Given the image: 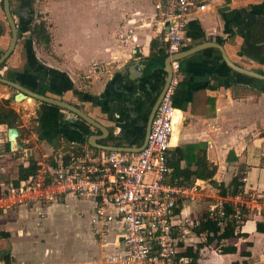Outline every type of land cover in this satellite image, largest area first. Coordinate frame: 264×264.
<instances>
[{
    "label": "crops",
    "instance_id": "crops-1",
    "mask_svg": "<svg viewBox=\"0 0 264 264\" xmlns=\"http://www.w3.org/2000/svg\"><path fill=\"white\" fill-rule=\"evenodd\" d=\"M30 1L24 0V7ZM18 2L9 0L17 24L27 11L26 7L18 10ZM152 2L45 0L44 11L47 17L50 12L55 28L47 50L35 48L24 27L18 29L0 77L31 92L43 89L44 95L76 106L106 128L108 137L95 140L97 145L137 148L165 77L161 60L144 69L150 42L161 46L155 39L159 29L153 24ZM194 4H203L204 9L190 10L179 52L200 47L177 61L172 100L176 123L179 120L167 165L177 162L180 169L193 171L196 159L203 156L215 169L209 179L179 184L200 185L201 198L178 203L175 213L178 220L199 223L211 198L222 190L242 206L244 220L234 231L238 235L218 243H207L197 228H184L183 251L191 249L195 260L182 256L183 264H264V81L235 72L223 61L225 57L238 68L264 76V41L250 36L252 25L264 21V0H194ZM8 36L0 7V56ZM133 61L139 63L141 68L136 69L142 76L130 82L127 76L138 74L128 73L125 66ZM8 89L0 84V100H8L18 115L15 142L21 149L18 155L9 146L6 149L8 128L0 125V189L18 179L19 164L25 168L29 159L37 166H48L64 154L77 152L82 158L108 152L87 144L90 136L99 135L97 129L69 112L38 102L26 112L22 107L28 104H17L15 91ZM176 148L187 155L185 159L174 152ZM233 178L239 186L231 194ZM92 214L91 203L70 195L57 197L46 207L0 212V255L7 256L6 264H113L107 258L123 252L116 238L119 225L113 221L92 226ZM227 248L233 251L226 253Z\"/></svg>",
    "mask_w": 264,
    "mask_h": 264
},
{
    "label": "built area",
    "instance_id": "built-area-1",
    "mask_svg": "<svg viewBox=\"0 0 264 264\" xmlns=\"http://www.w3.org/2000/svg\"><path fill=\"white\" fill-rule=\"evenodd\" d=\"M202 11L194 0H153L155 39L165 45L166 57L179 52L190 10ZM138 69L141 67L138 65ZM177 61L170 62L171 78L161 93L143 145L137 152L108 151L96 156L38 165L36 172L16 185L0 189V212L19 207H46L57 197L72 196L93 206L90 225H119L116 238L123 252L107 258L113 264H183L184 228H197V220H178V203L199 200L201 186L168 181L167 152L177 111L173 107ZM14 152L17 150H13ZM91 158V159H90ZM245 179L242 178L241 182ZM227 192L212 197L206 220L222 230L236 232L243 223L241 205ZM0 264H6L0 255Z\"/></svg>",
    "mask_w": 264,
    "mask_h": 264
},
{
    "label": "trees",
    "instance_id": "trees-1",
    "mask_svg": "<svg viewBox=\"0 0 264 264\" xmlns=\"http://www.w3.org/2000/svg\"><path fill=\"white\" fill-rule=\"evenodd\" d=\"M33 39L40 45H42L43 49L47 50L48 43H49V36L48 33L45 31L44 27L36 26L33 28L32 31ZM250 36L252 40H256L259 42L264 41V21L259 19L255 22L250 30ZM149 56L144 60L145 68L147 71L156 66V60L163 61L166 57L165 54V45L161 43V46L155 41L150 42L149 46ZM2 66V64L0 65ZM8 100H0V125H4L7 128H15L16 123L18 120L17 114L8 106ZM6 149H8V143H5ZM18 151V150H17ZM15 151V153L17 152ZM174 152H177L181 155V158L185 159L187 155L183 153L179 148L174 149ZM80 153L73 152L74 158L78 157ZM71 155L64 154L62 156V162L68 163L69 158ZM168 167L171 168L170 179L169 180H176L178 184H191L193 179L197 178H206L209 179L214 174V167L209 166L206 161L204 160L203 156H200L195 161V169L190 171L187 167L180 169L178 167L177 162H170ZM39 168L35 161L29 159L27 161V166L25 168L22 167L21 164L18 166V179L13 181L12 184L16 185L20 180H26L28 177L32 176L36 170ZM170 181V182H171ZM177 184V183H175ZM230 193L234 194L235 190L238 188L239 184L236 182V178H233L230 182ZM223 194L222 190L220 191ZM196 233H204L206 235V242L212 243L219 241L226 240L232 237H235L238 234H235L233 228L231 226H226L222 230H219L215 224L206 220L205 214L201 215L199 218V223L197 225ZM226 253H230L233 251L231 248L225 249ZM181 256H185L191 259V262L195 260V254L191 252V249L185 248L184 251L181 253ZM5 260H7V256H2Z\"/></svg>",
    "mask_w": 264,
    "mask_h": 264
},
{
    "label": "water",
    "instance_id": "water-1",
    "mask_svg": "<svg viewBox=\"0 0 264 264\" xmlns=\"http://www.w3.org/2000/svg\"><path fill=\"white\" fill-rule=\"evenodd\" d=\"M2 12L4 14V18L6 20V23L8 25L9 28V40H8V44L6 49L2 52L1 56H0V64L5 61L9 55L13 52L14 46H15V42H16V37H17V30L15 27V24L10 16L9 13V9H8V0H2ZM200 47V46H198ZM198 47L184 51V52H178L174 55H172L171 57H165L163 60V66H162V73L164 74V81H163V87L162 90L160 91L159 95L156 97V99L153 101L150 110L145 118V122H144V134H143V139H142V144L137 147V148H126V147H102L100 145H97L95 143V140L97 139H101L104 138L107 135V130L104 126H102L101 124L97 123L96 121H94L92 118H90L89 116H87L86 114H84L81 110H79L76 106L68 104L65 101L62 100H57L51 97H47V96H41V95H37L27 89H25L24 87H22L19 84L10 82L6 79H3L0 77V84L5 85L7 87H9L10 89H12L13 91H15V95L13 96V100L15 102H20L22 99L29 97L32 98L35 102H38L40 104H45L48 106H53L55 108H58L60 110L66 111L71 113L73 116H75L77 119L82 120L84 123H86L88 126L93 127L95 129H97L100 132L99 136H90L89 137V141L87 142V144L90 147L93 148H97L99 150H103V151H119V152H137L138 150L141 149L146 133L148 131L149 128V123L150 120L154 114V111L158 105L161 93L163 92L164 88L166 87V85L168 84L170 78H171V68H170V62L171 61H179L187 56H189L190 54L194 53ZM223 61L227 64H229L230 68L235 71V72H239L241 74L244 75H249L252 76L254 78L260 79L264 81V76L258 75V74H254L253 72H248L246 70H243L241 68L236 67L234 64H232L228 59H226L225 57H223ZM138 62L137 61H133L131 62L129 65H126L125 68L127 69L128 73H133V74H138V75H133L127 76V79L130 82H134L138 79L141 78L142 76V71H138L136 68L138 66ZM82 98L87 99V101H92V99L90 98L89 95L86 94H82ZM90 99V100H89ZM104 135V137H103ZM16 137H17V131L15 128H8L6 130V140L8 142L9 148L12 149V145H14V147H16V150H20L21 146L16 144Z\"/></svg>",
    "mask_w": 264,
    "mask_h": 264
},
{
    "label": "flooded vegetation",
    "instance_id": "flooded-vegetation-1",
    "mask_svg": "<svg viewBox=\"0 0 264 264\" xmlns=\"http://www.w3.org/2000/svg\"><path fill=\"white\" fill-rule=\"evenodd\" d=\"M19 2H18V4H16L17 5V8H18V10L19 9H25V7H26V9H27V11H25L24 13H23V16H20L19 18H20V23L19 24H17L16 22H14L15 20L12 18V16L14 15L13 14V12H11V10H10V3H9V0H8V9H9V13H10V16H11V18H12V20H13V22H14V24H15V27H16V30H17V37H16V41H17V38H18V29H22V27H24V29H22V31H26V33L28 34V37H29V41H31V43H32V45L35 47V48H38L39 46H42V45H40V44H38L34 39H33V36L34 35H32V31H33V28L34 27H36V26H42V27H44V29H45V31L48 33V36H49V43H48V46H49V44H50V34H49V31H48V24H49V21H50V12L48 11V17H47V12L46 11H44V7H43V5H44V1L45 0H31L30 1V4H28V5H26L25 7H24V0H18ZM31 4H32V6H31ZM0 7H1V10H2V0H0ZM2 14H3V12H2ZM3 20H4V22H5V24H6V26H7V28H8V25H7V23H6V20H5V18H4V14H3ZM50 23H51V21H50ZM24 25V26H23ZM8 35H9V28H8ZM9 37H10V35L8 36V40H9ZM27 42V41H26ZM16 43V42H15ZM8 44V43H7ZM178 53V52H177ZM5 61H3L1 64H2V66H3V63H4ZM0 64V65H1ZM2 66H0V69L2 68ZM11 82V81H10ZM9 88V87H8ZM10 90H12V89H10ZM33 93H35V94H37V95H41V96H46V95H44L45 94V92H44V90L42 89V90H40V91H36V92H33ZM159 94H157V96H158ZM48 97V96H47ZM27 99V98H26ZM21 101H23V100H21ZM99 135H100V133H99ZM98 135V136H99ZM108 136L106 135V138H107Z\"/></svg>",
    "mask_w": 264,
    "mask_h": 264
},
{
    "label": "rangeland",
    "instance_id": "rangeland-1",
    "mask_svg": "<svg viewBox=\"0 0 264 264\" xmlns=\"http://www.w3.org/2000/svg\"><path fill=\"white\" fill-rule=\"evenodd\" d=\"M58 22H59V20H58ZM55 25H56V23H55ZM54 29H55V28H54V23H52V22L50 23V21H49V24H48V31H49V34H52V33L54 32ZM52 35H53V34H52ZM52 35H51V36H52ZM53 44H54V43L51 42V47L55 45V44H54V45H53ZM7 91H8V92H11V90H9V89H8ZM23 102H25L26 104H28V106L24 105V107H22V108H24V109L26 108V109H25L26 112H28V111L31 109V106H33V105L36 104V102H35L34 100L29 101V100H27L26 98L23 99ZM16 103H17V102H16ZM17 104H18V103H17ZM17 112H18V111H17ZM17 116H18V115H17ZM175 135H176V129L174 130V132H173V136H172V140H174V142H175V140H176V139H175V138H176ZM14 149H15V148H14ZM18 154H20V153L17 152L16 155H18ZM20 156H21V155H20ZM20 156H19V157H20ZM90 159H91V158H90ZM80 207H81V206H80ZM84 210H86V211L88 212L89 207L86 206V207L84 208ZM88 218H89V217L87 216V220H88ZM201 241H202V240H201ZM201 245H202V247L204 246V245H203V241L201 242ZM219 250L221 251V249H219Z\"/></svg>",
    "mask_w": 264,
    "mask_h": 264
},
{
    "label": "bare ground",
    "instance_id": "bare-ground-1",
    "mask_svg": "<svg viewBox=\"0 0 264 264\" xmlns=\"http://www.w3.org/2000/svg\"><path fill=\"white\" fill-rule=\"evenodd\" d=\"M27 99H32V98H29V97H26ZM25 99V98H24ZM23 100V99H22ZM33 100V99H32ZM173 132H174V126H173V131H172V136H173ZM170 146H172V139H171V142H170ZM15 148V149H14ZM17 148L14 147V145H12V150H16Z\"/></svg>",
    "mask_w": 264,
    "mask_h": 264
}]
</instances>
